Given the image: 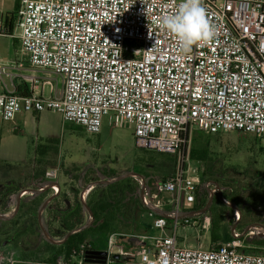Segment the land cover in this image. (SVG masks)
Instances as JSON below:
<instances>
[{
	"label": "built area",
	"instance_id": "2783aa9c",
	"mask_svg": "<svg viewBox=\"0 0 264 264\" xmlns=\"http://www.w3.org/2000/svg\"><path fill=\"white\" fill-rule=\"evenodd\" d=\"M178 3L20 0L18 34L11 37L18 40L15 58L21 60L9 64L0 57V83L3 77L12 80L11 65L22 70L26 59L30 68L60 76L63 90L56 95L52 89L46 96L40 78L21 76L32 94L20 98L0 92V117L9 121L21 112L51 111L90 135L99 134L108 117L115 127L133 128L139 147L177 156L175 172L160 187L170 196L167 201L143 187L142 203L158 234L131 236L142 243L137 264H264V254L240 250L237 235L225 243L213 242L209 249L177 238L179 229L196 225L203 215L193 210L197 192H219L191 167L185 154L189 132L264 137V0H203L217 35L189 53L160 27L161 18L173 14ZM4 35L9 36L0 14V38ZM50 188L58 193L56 184ZM204 224L208 228L209 220ZM259 228L256 234H264ZM127 236L110 235L107 264L119 239ZM85 250L81 248L80 257ZM4 261L17 263L13 255L0 254V264Z\"/></svg>",
	"mask_w": 264,
	"mask_h": 264
},
{
	"label": "rangeland",
	"instance_id": "374dc122",
	"mask_svg": "<svg viewBox=\"0 0 264 264\" xmlns=\"http://www.w3.org/2000/svg\"><path fill=\"white\" fill-rule=\"evenodd\" d=\"M0 1L3 2L1 10L4 14L5 11L13 10L15 0ZM14 34L17 35L18 30ZM12 38L15 37L4 35L0 38V55L5 59H11L13 55ZM41 73L42 71H35L38 77ZM4 80L6 81L5 77H3V83H5ZM188 138L185 154L191 167L195 168L201 177L204 173L212 177H205V179L219 187V192L214 196L206 195L208 203L202 210L203 215L199 217L200 220L196 225L179 229L178 241L192 247L211 248L213 245L212 220L217 219L220 223L219 232L224 235L222 241L218 242L231 241L232 239L229 240V238H235L237 235L238 238L235 239L240 243V250L247 249L249 245L246 243L258 236L256 234L258 228H264V137L240 132L209 135L192 130ZM195 138L202 146L207 144L210 149L211 153L206 162L191 158ZM50 140L54 141L59 152L55 154L53 148H50L47 156L42 158L44 160L42 164L31 163L27 172L38 173L45 167L51 179H62L60 172L64 171L65 167L70 168L76 163L83 168V177L86 175L88 180L95 178L107 180L105 175L113 173L122 179L129 180L130 192L127 193L126 203L130 204L133 201L137 203L130 205L131 209L122 218L118 233L128 234L130 237L119 239L118 245L121 251L118 259L120 261L110 264L139 263V250L136 247L141 242L131 236H155L158 232L152 229V222L147 217V211L139 209V201L131 195L135 193L131 190H139L141 198L143 187H145L157 193L160 199L167 201L170 196L162 193L160 187L162 178L169 177L175 172L178 166L177 156L139 147L133 128L115 127L108 117L104 118L101 132L97 135L87 134L84 129L65 123L60 114L51 111L40 114L21 112L9 121L0 117V160L5 164L26 167L34 160L38 146L48 144ZM8 173L9 171L0 169V181H6L9 177ZM141 180H143V186L140 184ZM92 184L95 183L90 184L91 189L95 186ZM77 189L81 190V187ZM30 191L26 190L27 196L32 195L27 193ZM51 191L53 192L52 189ZM89 191L82 190L80 196L86 195L87 198ZM228 196L238 198V203H234ZM224 198L229 204L223 201ZM14 207L15 203H10L8 206L10 212L2 216L11 215ZM237 211L243 216L238 222L234 219ZM205 218L210 222L208 228L204 224ZM253 227L257 228L251 230L250 228ZM127 242L131 246L127 247ZM12 248V246L0 245V254L7 258L11 257L12 252L15 251ZM15 254L18 257V253ZM3 264H9V262L4 261Z\"/></svg>",
	"mask_w": 264,
	"mask_h": 264
},
{
	"label": "trees",
	"instance_id": "16d2710c",
	"mask_svg": "<svg viewBox=\"0 0 264 264\" xmlns=\"http://www.w3.org/2000/svg\"><path fill=\"white\" fill-rule=\"evenodd\" d=\"M18 6L19 3L16 4L12 12L2 17L9 36H12L15 31ZM17 46L18 41L13 39V47L16 49ZM14 86L13 95L16 97H28L32 94L30 85L26 81L18 82L16 80ZM75 126L83 130L81 126ZM193 143L191 158L206 162L211 153L207 144L202 146L196 138L193 139ZM50 148H53L55 154L59 152L54 141L50 140L48 144L38 146L34 160L23 168L5 164L0 160V169L9 171V177L6 181H0V245L18 249L20 255L16 264H31V262L34 264H59L60 262H62L60 264H77L78 262L86 264V255L89 251H105L107 249L110 235L118 233L122 218L131 209L130 205L137 202L126 203L127 193L130 192L129 180L127 178L122 179L115 173L105 175L107 180L97 178L88 180L86 175L83 177V168L76 163L72 164L70 168L65 167V170L60 174L58 172L59 175H62V179H51L45 167L38 173L27 172L26 170L29 169L31 163L42 164L44 161L42 158L47 156ZM205 177L212 178L205 173L202 174V178L205 179ZM96 182L100 183L91 189L90 184ZM51 183H56L60 187L55 196H52L51 189L38 192L41 186ZM78 187H81V190L77 189ZM85 189L90 191L86 200L83 201L80 192ZM25 190L36 193L22 198L16 208V213L11 218L3 217V214L10 212L8 206L12 198ZM98 191L100 192L97 195ZM131 191L135 192L131 195L138 199L139 209L146 210L140 198L139 190L132 189ZM206 195H208L206 191L197 192L194 211H202L206 207L208 203ZM51 196L52 199L45 205ZM228 197L234 203H238V198ZM43 206L41 225L39 211ZM88 210L91 212L92 220ZM242 218L241 215L240 220ZM86 225L88 226L85 227ZM219 230V221L213 219L211 230L213 242L222 241L224 235H221ZM71 232L72 234L69 235ZM231 239L233 238L230 237L229 240ZM57 241H61V243H56ZM246 245H249L248 248L241 249L242 252L263 254L264 235L250 239ZM82 247L86 249V253L80 257L79 252ZM115 247L119 246L116 245ZM118 257L120 254H112L110 263L120 261Z\"/></svg>",
	"mask_w": 264,
	"mask_h": 264
},
{
	"label": "clouds",
	"instance_id": "9594fccd",
	"mask_svg": "<svg viewBox=\"0 0 264 264\" xmlns=\"http://www.w3.org/2000/svg\"><path fill=\"white\" fill-rule=\"evenodd\" d=\"M160 27L175 37L184 53L217 35V26L208 18L203 0H179L176 11L161 18Z\"/></svg>",
	"mask_w": 264,
	"mask_h": 264
},
{
	"label": "crops",
	"instance_id": "0c3cea01",
	"mask_svg": "<svg viewBox=\"0 0 264 264\" xmlns=\"http://www.w3.org/2000/svg\"><path fill=\"white\" fill-rule=\"evenodd\" d=\"M20 2V0H15V5H14V8H15V6H16V4L17 3H19ZM2 6H3V2H1L0 1V13L2 14L1 16L2 17H4V15L5 14H7V13H9L10 11H5V14H4V11H2L1 10V8H2ZM14 8H13V10H14ZM12 10V11H13ZM11 11V12H12ZM12 39H15V38H12ZM17 40V39H16ZM18 41V40H17ZM19 44V43H18ZM12 47H13V45H12ZM13 55H12V57H11V59H5V58H3L1 55H0V57L6 62V63H9V64H12V63H15L16 61H20L21 59H16L15 58V51H16V49L13 47ZM23 61V64H24V68L22 69V70H18V69H15L14 67H13V65H11V69L9 70V73L10 74H13L15 77L11 80L10 78H6V81H5V83H3V81L0 83V92H3V91H7L8 93H13L14 92V90H15V86H14V82L17 80L18 82H20L21 80L22 81H26L27 82V80L25 79V78H23V77H21V76H31V75H33V76H36V77H38L37 75H35V69H32V68H30V66H29V64H28V62L26 61V59H23L22 60ZM40 71V70H39ZM28 73V74H27ZM32 73V74H31ZM29 74H31V75H29ZM38 78H40V86L43 88V94L44 95H46V96H48V95H51L52 94V89H53V92L56 94V95H60L61 93H62V90H63V82H62V79H61V77L60 76H58V75H55V74H53V73H50V72H45V71H42V73H41V76H39ZM15 80V81H14ZM50 83V84H49ZM53 183H51V184H49L46 188H44L43 190H39L38 192H42V191H44L45 189H51L50 188V186L52 185ZM57 186H58V191L60 190V187H59V185L57 184ZM27 193H31L32 195H34L36 192H34V191H30V192H27ZM21 194V193H20ZM19 194V195H20ZM51 194H52V196H55L56 194H54L53 192H51ZM19 195H17V196H14L13 198H12V200H11V203L12 202H14L15 203V207H14V212L11 214V215H6V218H11L15 213H16V208H17V206H18V198H19ZM21 197H20V202H21V199L22 198H24L25 196H27L26 195V192H24V193H22L21 195H20ZM52 196L47 200V202H49L51 199H52ZM82 198V197H81ZM83 200V199H82ZM20 202H19V204H20ZM46 202V203H47ZM45 203V204H46ZM42 209H44V206H43V208ZM40 210L39 211V217H40V219H41V216H42V214H43V212H44V210ZM41 211H43L42 212V214H41V216H40V212ZM136 216H138V215H136ZM90 219H91V217H90ZM136 219V218H135ZM239 219H241V215H240V217H239ZM41 221V225H42V219L40 220ZM128 243V242H127ZM119 246V245H118ZM126 246L128 247V246H131L130 245V243H128V244H126ZM140 247H142V243L141 244H138L137 245V247L136 248H138V250H139V248ZM12 250H15L14 252H12V255H13V257H14V259L15 260H17V258L19 259V251H18V249H15V248H12ZM15 253H18V257H17V255L15 254ZM18 261V260H17ZM87 264V263H86Z\"/></svg>",
	"mask_w": 264,
	"mask_h": 264
},
{
	"label": "water",
	"instance_id": "95a60500",
	"mask_svg": "<svg viewBox=\"0 0 264 264\" xmlns=\"http://www.w3.org/2000/svg\"><path fill=\"white\" fill-rule=\"evenodd\" d=\"M113 181V180H112ZM98 183H100V182H96L95 184H92V186H94V185H96V184H98ZM88 189V188H87ZM86 189V190H87ZM24 192H26V190L25 191H23L22 193H24ZM21 193V194H22ZM20 194V195H21ZM19 195V198H18V206H19V200H20V196ZM48 203V202H47ZM46 203V204H47ZM45 204V205H46ZM17 206V207H18ZM42 210H44V209H42ZM89 211V210H88ZM42 212L43 211H41L40 212V216H41V214H42ZM89 213H90V217H91V220H92V215H91V212L89 211ZM1 217V216H0ZM88 225H86L85 227H87ZM44 233H45V231H44ZM72 234V232L71 233H69V235H71ZM45 235H46V233H45ZM262 235H264V234H262ZM48 237V236H47ZM56 243H61V241H57ZM120 251H121V248L120 247H115L114 249H113V252H112V254H115V255H117V254H119L120 253ZM90 255L92 254V255H103V259H104V263L103 264H107V259H108V253L106 252V251H94V252H90L89 253ZM86 257H88V256H86ZM88 264V263H87Z\"/></svg>",
	"mask_w": 264,
	"mask_h": 264
},
{
	"label": "flooded vegetation",
	"instance_id": "af4514ba",
	"mask_svg": "<svg viewBox=\"0 0 264 264\" xmlns=\"http://www.w3.org/2000/svg\"><path fill=\"white\" fill-rule=\"evenodd\" d=\"M90 252L91 251H89V253ZM89 253L86 255L88 256L86 257V263L88 264H103L104 263L103 255H92V254L90 255Z\"/></svg>",
	"mask_w": 264,
	"mask_h": 264
},
{
	"label": "bare ground",
	"instance_id": "6f19581e",
	"mask_svg": "<svg viewBox=\"0 0 264 264\" xmlns=\"http://www.w3.org/2000/svg\"><path fill=\"white\" fill-rule=\"evenodd\" d=\"M240 215H241V214H240V213H238V217H240ZM259 229H261V228H259Z\"/></svg>",
	"mask_w": 264,
	"mask_h": 264
}]
</instances>
